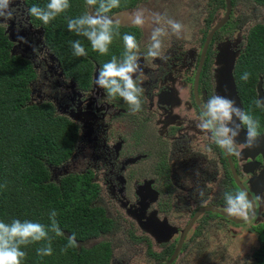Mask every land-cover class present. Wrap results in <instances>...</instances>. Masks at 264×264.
Here are the masks:
<instances>
[{"label":"flooded vegetation","instance_id":"1","mask_svg":"<svg viewBox=\"0 0 264 264\" xmlns=\"http://www.w3.org/2000/svg\"><path fill=\"white\" fill-rule=\"evenodd\" d=\"M221 2L224 5V16L225 0ZM233 2L231 0L228 21L233 15L235 0ZM220 20L207 30L202 39L201 51L207 35ZM203 22L212 24L209 13L205 21H200L197 25ZM227 22L213 34L209 42L199 74L197 95L194 82L201 51L197 64L193 67L192 77L184 72L178 79L175 74L171 75L172 72L156 76L161 80L160 87L157 89L152 83L151 89H144L142 110L135 115L130 113L129 106L123 104L119 97L112 98L103 89L97 90L93 75L86 87H80L75 80L67 78L57 59L42 41L41 53L48 59L46 61L43 58V66L51 74L61 75L66 82L71 80L75 84L76 88L67 89L63 99L76 107V115L85 117L88 123H83V126L87 127L89 136L91 135L99 151L94 152L96 157L92 166L81 175L90 177V182L95 186L96 196L92 204L111 221V229L102 233L93 244L107 243L111 255L122 247L127 249L129 246L128 251L134 252L144 250L143 246L145 251H141L142 255L148 257L149 262L166 264L177 248L181 231L190 223L191 227L172 264L183 253L203 255L205 257L202 261L207 264L221 258L225 260L229 256L223 254L222 247L218 249L211 246L208 235L212 223L219 225L220 229L233 238L242 229L252 232L256 234L258 244L256 228L264 221V179L261 183L264 167H254L253 163L261 162L262 156L245 159L240 149L239 156L228 155L231 165L223 149L215 144L209 134L197 127L202 104L213 94L208 89L206 80L211 42ZM248 33L241 53L246 46ZM136 39L140 41L138 29ZM142 48L145 49L144 44ZM190 63L191 66H187L186 62L181 71L191 69L192 62ZM30 64L37 74L31 62ZM94 74L98 77V73ZM145 75L153 78L154 73L146 70ZM176 82L179 84L176 85ZM53 110L58 114L55 106ZM64 117L70 119L67 115ZM263 130L258 133L261 134ZM234 176L240 185L236 183ZM103 187L111 193V201L102 197ZM201 190L204 192L202 198L198 194ZM237 191L246 192L248 199L253 202L254 214L248 222L225 211L224 194ZM118 203L121 210L117 209ZM200 210L203 211L198 214ZM126 221L129 223L125 226L123 223ZM204 232L208 239L206 237L201 248L200 240ZM130 261L129 255V259L118 264H129Z\"/></svg>","mask_w":264,"mask_h":264},{"label":"trees","instance_id":"2","mask_svg":"<svg viewBox=\"0 0 264 264\" xmlns=\"http://www.w3.org/2000/svg\"><path fill=\"white\" fill-rule=\"evenodd\" d=\"M222 1V0H220ZM264 3V0H256ZM29 23L40 29L44 46L57 59L61 69L80 87H86L93 73H98L112 55L120 58L124 52L123 35L136 37V27H120V36L114 38L109 54L94 52L86 38L67 28V17L75 18L94 11L86 0H70L71 8L48 25L29 16L32 5L41 7L48 0H22ZM135 0H121V6L110 16L129 8ZM232 3L233 0H232ZM80 40L87 56L73 55L71 42ZM13 42L0 26V221L30 220L49 225V214L54 210L63 237H54L53 255L40 257L39 244L22 247L26 253L22 264H109V245L98 242L87 247L91 240L111 229V221L92 203L96 196L90 177L80 174H62L52 178L51 168H61L73 153L78 128L64 116L56 114L49 102L33 103L31 83L36 74L25 57L13 53ZM251 73L247 83L242 74ZM236 94L241 109L258 118L264 129V109L257 108L256 87L261 81L264 93V25L256 24L247 35L244 51L233 68ZM264 217V212H263ZM258 244L253 251L254 264H264V221L259 224ZM75 234L78 247L63 249L68 237ZM54 235V234H50Z\"/></svg>","mask_w":264,"mask_h":264},{"label":"rangeland","instance_id":"3","mask_svg":"<svg viewBox=\"0 0 264 264\" xmlns=\"http://www.w3.org/2000/svg\"><path fill=\"white\" fill-rule=\"evenodd\" d=\"M134 3L133 7L120 10L113 14L112 17L118 18L121 21V26H133L140 30V41H137L140 45V60H143V64L139 61L143 73L139 80L140 86L148 91V89H151V84L154 83L158 89L161 85V80L156 76L160 77L161 74L165 73L171 74L172 72L171 75L175 74L177 79L181 76L182 72L192 77L194 72L193 67L196 66L201 51L202 39L207 30H210L213 24L220 20L224 14V5L222 2L220 0H135ZM12 7L15 9V18L7 23L0 22V26L5 29V32L13 40V53L30 60L34 66L37 77L31 85L33 103L37 104L40 101L51 103L55 106V110L59 115H67L70 118L69 120L75 123L78 128V138L73 153L61 169H57L52 175L54 178L68 173L81 175L86 169L92 166L96 157L94 152L98 151V149L96 143L91 139V135L89 136L87 127L83 126V123H88L85 121V117L80 114L76 115V107L67 104L65 99H63L64 94L68 91L67 89L72 90V88H76L75 84L70 79V82H66V79L61 77V75L55 76L48 69H45L42 61L43 58L46 61L48 59L41 53V49L43 48L41 30L31 27L27 9L22 0H14ZM137 10L144 11L146 23L142 29L131 23L133 14ZM232 12L233 15L225 25V28L218 36L212 39L206 80L208 82V89L210 88L213 93L212 96L219 95L234 101L233 83L231 86L233 74L232 69L230 68L229 70V67H234L246 42V34L251 27L255 24L264 25V3L257 2L256 0H235ZM154 13L172 18L185 25V32L182 39H177L172 35L163 38V54L169 57L167 60L147 57V49L150 43L149 38L152 28L155 27L151 22V16ZM208 13L211 16L212 24L203 22L198 26V22L205 21ZM18 36L23 37L26 42L19 41ZM143 44L145 45V49L142 48ZM34 48L38 49L35 53L33 51ZM186 62L187 66H191L190 62H192V68L181 71V68L185 67L183 65ZM146 70L154 73L153 78L145 75ZM93 76V83L96 84L97 75L93 73ZM178 84L176 82V85ZM95 87L94 85V89ZM97 90L102 89L98 87ZM118 99L123 104H126L121 98ZM244 137H239L237 142L242 144ZM252 148H256L258 152L254 156L261 155L259 152L262 151V146L255 145ZM252 148H248V151L251 153L254 151L250 150ZM244 149L242 148V155L245 154ZM262 164L263 160L258 163H253V166L259 168ZM261 175H264V173H261ZM263 179L264 176L262 177L261 183ZM102 189L101 195L108 201L111 193L105 191L104 187ZM118 205L117 209L121 210L119 203ZM127 223L129 222L126 221L123 225L126 226ZM209 229L210 235L208 237L210 239H208L204 232L200 240L201 248L207 237L212 247L218 249L222 247L223 254L229 255L225 260L224 258L213 260L210 264H244V262L248 261L253 264L251 254L257 246L256 234L242 229L233 238L230 234H226L223 229H220L219 225L215 226L214 223L211 224ZM98 240H91L87 243V247ZM142 248L144 250L139 249L134 252L128 251L129 246H127V249L126 247L117 249L115 252H112L113 255L111 257L113 259H110V264H118V262L129 259V255L131 260L129 264H158L156 261L149 262L148 257L142 255L141 251H145L143 246ZM210 251L212 252V249ZM204 257L203 255L183 253L175 264H207L205 261H202Z\"/></svg>","mask_w":264,"mask_h":264},{"label":"clouds","instance_id":"4","mask_svg":"<svg viewBox=\"0 0 264 264\" xmlns=\"http://www.w3.org/2000/svg\"><path fill=\"white\" fill-rule=\"evenodd\" d=\"M14 0H0V22L7 23L15 18V9L12 7ZM86 5L94 11H87L75 18L67 17V28L77 36H82L90 43L94 52L101 56L109 54L110 46L114 38L120 36L121 21L109 15L113 9L121 6V0H86ZM71 8L70 0H48L41 7L32 5L28 9L31 17L48 25L57 17L66 14ZM151 22L155 25L150 35V43L147 49V57L167 60L169 57L163 54V38L169 35L182 39L185 25L172 18L154 13ZM131 23L143 28L146 23L143 10H137L132 17ZM124 52L120 58L115 55L103 64L95 81L96 86L104 89L109 97L121 98L128 106L130 113L135 115L142 110L144 89L140 86V76L143 75L140 60V45L132 34H124ZM18 40L26 42L23 37ZM73 55L76 57L87 56V51L80 40L71 42ZM34 53L38 49H33ZM251 73L245 71L241 80L247 83ZM257 108L264 109V101H254ZM238 122V123H237ZM197 127L204 133L209 134L215 144L223 149L228 155H240V149L252 148L258 139L260 123L249 112L237 107L235 102L219 95H213L203 102ZM245 131L244 142L238 143L241 131ZM202 198L204 192L201 190ZM226 203L225 211L248 222L253 214V202L248 199L244 191L227 192L224 194ZM57 213L53 210L49 214V225L30 220H12L11 223L0 221V264H22L26 253L22 247L39 244L36 249L40 257L53 255L52 241L54 237H63L57 219ZM54 234V235H50ZM78 247L76 236L68 237L66 246L61 249L66 253L69 248ZM244 264H251L250 261Z\"/></svg>","mask_w":264,"mask_h":264},{"label":"water","instance_id":"5","mask_svg":"<svg viewBox=\"0 0 264 264\" xmlns=\"http://www.w3.org/2000/svg\"><path fill=\"white\" fill-rule=\"evenodd\" d=\"M225 4H226L225 15H224L223 18H222V19H221V20H220V21H219V22H218V23H217V24L211 29V31L209 32V34H208L207 37H206V40H205V42H204V45H203V48H202V51H201L200 61H199V64H198V68H197V72H196V76H195V82H194V88H195L194 91H195V95H197L196 90H197V86H198L199 74H200V71H201V68H202L203 62H204V60H205V56H206V52H207V48H208L209 42L211 41V38H212L213 34H214V33H215L220 27H222V26L228 21V18H229L230 12H231V7H232V6H231V0H225ZM9 39H10V41H13V40L11 39L10 35H9ZM230 68H231L232 71H233V68H234V67H229V70H230ZM229 73H230V71H229ZM229 73H228V75H230ZM231 77H232V76H231ZM230 79H231V78H230ZM232 83H233V87H232V89H233V94H235V99H234L235 104H236L237 107H240V108H241V105H240L239 99H238L237 94H236V88H235L234 78H233V77H232L231 86H232ZM259 83H260V84H259ZM259 83H258L259 85H257V87H256V91H257V99H258V100H262V101H264V93H263L262 88H261V81H259ZM198 105H199V103H198ZM199 107H200V106H199ZM237 123H238V122H237ZM244 134H245V131L242 130V131H241V134H240L239 137H243V136H245ZM255 145H259V146H262V147H263V148H262V151H260L259 153L261 154V156H262V158H263V165H262V166L264 167V130H263V132H262L261 134H259L258 139H257V141L255 142ZM250 150H254L253 153H251L250 151H248V148H245V149H244V152H245L244 157H245V159H248V158H250V157L252 158L255 154H258L256 148H252V149H250ZM223 152H224L225 155L227 156V159L229 160L230 164L232 165V162H231L230 157L228 156V154H227L224 150H223ZM57 169H61V168H51V175H52V173H53L54 171H56ZM61 175H62V174H61ZM234 175H235V172H234ZM52 178H53V179H56V178L53 177V175H52ZM234 178H235L236 183H237L238 185H240L238 179L236 178V176H234ZM202 211H203V210H200V211L198 212V214H200ZM253 214H254V207H253ZM253 214H252V216H253ZM195 216H196V215H195ZM190 227H191V223H190L185 229H183V230L181 231V236H180V240H179V243H178V245H177V248H176L174 254L170 257L169 261H168L166 264H172L173 261L177 258V254L179 253V248H180L181 244L183 243V239L185 238V236H186L187 232L189 231Z\"/></svg>","mask_w":264,"mask_h":264}]
</instances>
